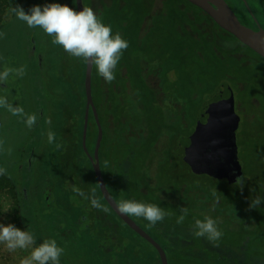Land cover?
<instances>
[{
  "label": "trees",
  "instance_id": "trees-1",
  "mask_svg": "<svg viewBox=\"0 0 264 264\" xmlns=\"http://www.w3.org/2000/svg\"><path fill=\"white\" fill-rule=\"evenodd\" d=\"M17 2L0 0V30L5 19L14 14ZM226 2L243 25L264 29V0ZM83 3L84 8L92 9L111 26L113 34L119 33L128 42L113 70V81H105L95 65L92 75L93 101L103 131L100 168L114 201L118 206L122 201L154 204L161 210L162 218L155 222L125 214L161 246L168 264H264V125L257 123L255 115L246 116L247 110L264 108L263 96L252 93L255 82L264 88V71L252 68L258 61L237 50L235 43L259 60L264 59L184 0ZM58 4L78 11L76 0H59ZM50 37L55 39V33ZM231 56L243 58L247 66L241 68L234 61H226ZM51 58L56 77L68 84L73 98L56 105L61 149L54 153L60 166L52 176L57 179L53 185L60 186L66 196L85 200L92 225L99 226V239L120 245L117 251H105L109 264H161L158 254L149 256L136 242L129 243L123 236L113 219L117 215L101 193L91 163L99 136L93 110L89 111L84 147L87 59L66 52L58 44ZM223 61L231 63L228 68ZM237 67L242 74L238 77L219 75L227 69L235 75ZM207 78L209 85L203 82ZM224 85L231 88L234 97L238 93L235 108L246 116L245 123L250 127L241 129L240 124L236 132L241 184L195 175L179 157V140L194 133L208 97ZM91 126L95 131L90 137ZM178 163L187 170L185 174L173 172ZM188 171L193 175L188 177ZM201 178L204 184L198 182ZM20 182L19 178L13 183L0 171V191L8 190L18 228L31 233L28 220L32 212L24 203ZM258 199L260 202L254 205ZM205 218L215 221L221 233L218 238L196 234L200 231L196 221L204 222ZM23 222L24 230L20 226ZM78 223L89 228L85 215L79 217ZM233 252L236 255L231 257L229 253Z\"/></svg>",
  "mask_w": 264,
  "mask_h": 264
},
{
  "label": "rangeland",
  "instance_id": "rangeland-1",
  "mask_svg": "<svg viewBox=\"0 0 264 264\" xmlns=\"http://www.w3.org/2000/svg\"><path fill=\"white\" fill-rule=\"evenodd\" d=\"M58 2L59 0H18L14 14L5 19L0 30V171L13 183L20 178L19 185L30 190V198L33 199L35 196V199L36 197L39 199L40 197L44 207L41 211H44L43 215L33 210L28 220L29 231L34 236V243L25 249L13 251H8L3 244H0V264H20L21 260L30 257L36 245L39 247L48 239H54L57 246L63 249L60 264H109L111 261L105 251L110 249L117 251L121 248L120 245L112 244L109 240L99 239V226H95V223L94 226L92 225V216L89 214L90 210L85 200L66 196L62 194L60 186L53 185V181L57 179H53L52 176L60 166L54 154L60 148L57 137V122L60 121L56 120V105L70 102L73 98L70 95L68 84L57 78L54 72V59L51 58L54 45L56 46L54 39L40 26L29 27L26 22L18 19L16 10L23 9L25 13L30 14L35 6L43 8ZM235 44H237V50L240 49L247 56L258 61L252 68L261 67L264 71L263 61L238 43ZM231 58L228 57L226 61H234L241 68L247 66L243 58L237 56H231ZM226 61L223 62L228 68L231 63ZM231 71L233 70L227 69L219 75L222 77L225 73L231 74L230 78L242 75L238 67L235 75ZM203 82L209 85L208 78ZM226 82L232 85L231 81L226 80ZM232 87L234 89V86ZM252 89L254 95L261 98L263 96L264 99V91L260 90H264L263 87H258L255 82ZM237 94L235 93V99L239 101L240 97ZM76 109L80 110L79 104ZM235 111L230 113L242 118L239 117L241 129L242 127L243 129L250 128L244 120L247 114L248 117L255 115L257 123L264 125V108L257 111L247 110L246 116L237 108ZM232 119L234 122L237 121L234 117ZM93 131L95 128L91 126L90 137ZM174 165L173 172L184 174L187 172L180 163ZM192 175L188 171L187 176ZM37 181L41 190L39 194L36 192L33 194L32 189H35L33 187ZM198 182L205 183L203 178ZM247 191L250 192V189ZM45 194L48 199L44 198ZM6 197L7 212L4 213V225L12 224L18 228L13 212V201L10 195ZM81 215L87 216L89 228H85L84 225L79 226L78 219ZM113 219L119 225V231L123 236L131 241L129 243L136 242L142 252L155 257L156 253L145 242L131 232L118 218L113 217ZM20 226L24 230L26 222L20 223ZM24 231L28 232L27 229ZM125 246L126 244L122 248ZM229 255L233 257L236 253H229Z\"/></svg>",
  "mask_w": 264,
  "mask_h": 264
},
{
  "label": "water",
  "instance_id": "water-1",
  "mask_svg": "<svg viewBox=\"0 0 264 264\" xmlns=\"http://www.w3.org/2000/svg\"><path fill=\"white\" fill-rule=\"evenodd\" d=\"M184 1L202 10L222 30L234 36L240 43L264 59V29L259 27L258 30H254L243 25L226 0ZM76 3L78 11L84 8L83 0H76ZM93 69L94 64L92 58H88L85 74V95L87 104L83 141L85 147L88 133L89 111L93 110L99 127V136L94 156L91 157V163L99 188L104 199L120 220L156 249L161 264H168L167 256L161 246L125 213L119 211V206L114 201L105 185L99 161L103 131L93 101ZM230 109L231 111H235V97L231 88L224 85L218 88L214 95L208 97L202 112L199 114L197 127L194 133L190 137L179 140L178 149L179 157L186 162L193 174L208 175L219 180H229L230 183L237 184V180L240 178H242L241 183H243L242 172L237 166L238 146L236 143V132L240 124V118L237 114L236 116L231 114ZM232 117L236 118L237 121L234 122Z\"/></svg>",
  "mask_w": 264,
  "mask_h": 264
},
{
  "label": "clouds",
  "instance_id": "clouds-1",
  "mask_svg": "<svg viewBox=\"0 0 264 264\" xmlns=\"http://www.w3.org/2000/svg\"><path fill=\"white\" fill-rule=\"evenodd\" d=\"M17 18L26 22L29 27L40 26L46 33H55L54 43L77 57L92 58L98 73L105 81L115 79L114 69L120 61L123 50L128 48V42L119 33L113 34L110 25H106L90 8L76 11L67 5L53 3L41 8L35 6L30 14L23 9L16 10ZM242 178L237 180L241 183ZM259 199L254 202L258 204ZM253 205V206H254ZM119 211L131 216H143L148 221L155 222L162 218L161 210L154 204L145 205L133 201H122ZM200 229L196 234L203 236L210 234L216 239L221 233L215 221L205 218L204 222L196 221ZM34 243V236L22 231L12 224H0V244L8 251L25 249ZM63 249L57 246L54 239L45 240L39 247L32 249L30 257L21 260L20 264H60Z\"/></svg>",
  "mask_w": 264,
  "mask_h": 264
},
{
  "label": "crops",
  "instance_id": "crops-1",
  "mask_svg": "<svg viewBox=\"0 0 264 264\" xmlns=\"http://www.w3.org/2000/svg\"><path fill=\"white\" fill-rule=\"evenodd\" d=\"M33 188H35V189H32L34 191L33 194L35 192L39 194V190L41 189L38 187V181L34 184ZM20 192L22 194V198L25 200L24 203L26 202L25 204L28 206V208H30L31 212L35 210L37 212H40L41 215L44 214V211L41 212L44 209V207L41 204L42 199H40V197L39 199H37V197L35 199V196L33 199L30 198V190H28V188L24 186H22V190ZM6 196H9L8 190L0 191V224H4V219H5L4 213L7 212L6 211V198H7ZM44 198L48 199L47 196ZM4 200H5V203H4ZM44 202H46L45 199H44ZM40 204H41V209H40Z\"/></svg>",
  "mask_w": 264,
  "mask_h": 264
},
{
  "label": "flooded vegetation",
  "instance_id": "flooded-vegetation-1",
  "mask_svg": "<svg viewBox=\"0 0 264 264\" xmlns=\"http://www.w3.org/2000/svg\"><path fill=\"white\" fill-rule=\"evenodd\" d=\"M260 26V25H259ZM252 29V28H251ZM24 171V169H22ZM118 217V216H117ZM119 218V217H118ZM120 219V218H119ZM122 222V221H121ZM123 223V222H122ZM124 224V223H123ZM125 225V224H124ZM80 226V225H79ZM127 227V226H126ZM136 234V233H135ZM137 235V234H136ZM138 236V235H137ZM141 238V237H140ZM142 239V238H141ZM144 240V239H143ZM145 241V240H144ZM146 242V241H145ZM147 244H149L148 242H146ZM150 245V244H149ZM150 247V246H149ZM153 247V246H152ZM151 248V247H150ZM154 248V247H153ZM155 250V251H154ZM152 250L153 252H155L156 254H158V252L156 251V249ZM159 256V254H158Z\"/></svg>",
  "mask_w": 264,
  "mask_h": 264
}]
</instances>
